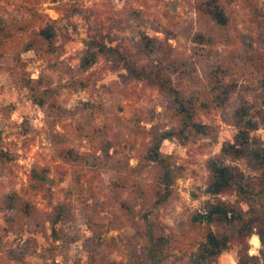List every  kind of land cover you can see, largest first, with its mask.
Masks as SVG:
<instances>
[{"label":"rangeland","instance_id":"374dc122","mask_svg":"<svg viewBox=\"0 0 264 264\" xmlns=\"http://www.w3.org/2000/svg\"><path fill=\"white\" fill-rule=\"evenodd\" d=\"M160 60L208 129L182 127L156 83L129 78L127 64ZM236 134L245 153L222 154ZM216 157L237 186L215 196ZM263 160L264 0H0V264H150L151 234L154 264H190L207 231L192 217L217 198L253 229L208 264H264Z\"/></svg>","mask_w":264,"mask_h":264},{"label":"trees","instance_id":"16d2710c","mask_svg":"<svg viewBox=\"0 0 264 264\" xmlns=\"http://www.w3.org/2000/svg\"><path fill=\"white\" fill-rule=\"evenodd\" d=\"M208 9V12L212 13L217 22L224 23L225 19L223 11L217 5H213ZM37 34L41 37L48 38L51 36L52 32L50 29L45 28L41 29ZM142 44L144 51L147 48L149 50L151 49L150 51H159L161 50L162 45L161 42L156 41L148 35L142 36ZM109 50H114V48H109ZM91 56L94 58V54H91ZM163 63V60H160L158 63H150L142 66H132L127 64L126 69L129 72L130 79H145L158 85L162 93L169 100L171 110L181 122V125H183L182 127L190 125L200 132L208 129L207 125L197 123L192 120L193 100L186 97L184 92L173 84L170 76L164 74V71L167 70L168 72L169 69L173 67L174 62H169L168 60L165 67L163 66ZM32 81L38 83L39 78ZM174 135V133L168 131L163 134H158L155 137L154 147L150 150V157L152 160H157L159 158L158 149L161 141ZM246 150V147L239 142L238 134L235 135V141H227L221 146L222 154H229L234 157L243 155ZM250 153L252 154L253 159L258 158L260 155V153L256 150H250ZM263 163L264 160L260 166H263ZM207 169L209 171L208 184L206 188L207 193L216 196L220 193L231 190L233 186L237 184V177L233 168L225 165L218 157L212 158L208 161ZM45 172L46 170L42 169L40 178L36 176L38 177L36 179L42 180ZM204 207L205 208L202 212H196L192 217L194 222H205L207 231L202 240L198 242L196 250L191 254L190 264H208L210 261L217 258L219 254L227 248L233 234H236V236L252 234V226H250L248 221L242 219L240 214H237V211L229 202L217 198L216 201H207ZM212 223L219 226L230 227L231 234L228 232L217 233L213 231L211 229ZM259 235L261 243L264 245V235ZM149 243L150 245L147 248V257L149 260H152L150 264H154L157 259V250L163 243V238L155 237L151 234ZM262 256H264V251L262 252ZM247 258L248 259L243 262L244 264L256 259V256H247ZM133 264L147 263L142 260H136Z\"/></svg>","mask_w":264,"mask_h":264},{"label":"bare ground","instance_id":"6f19581e","mask_svg":"<svg viewBox=\"0 0 264 264\" xmlns=\"http://www.w3.org/2000/svg\"><path fill=\"white\" fill-rule=\"evenodd\" d=\"M252 243H253L254 245H257V243H258V238H257L256 236H253V237H252Z\"/></svg>","mask_w":264,"mask_h":264}]
</instances>
